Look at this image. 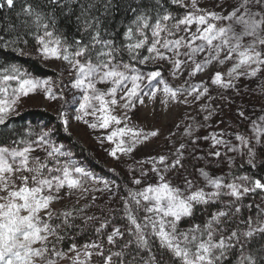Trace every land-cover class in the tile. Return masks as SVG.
I'll return each mask as SVG.
<instances>
[{
	"label": "snow or ice",
	"instance_id": "obj_1",
	"mask_svg": "<svg viewBox=\"0 0 264 264\" xmlns=\"http://www.w3.org/2000/svg\"><path fill=\"white\" fill-rule=\"evenodd\" d=\"M67 2L68 0H45L43 6L28 4L23 7L22 14L27 17L21 21L24 34L34 36L38 45L36 51L43 59H57L67 63L72 77L70 89L80 94L75 119L84 121L92 129L123 125L114 128L106 136L107 141L115 143V147L109 152L114 158H118V153H132L136 145L158 135L157 131L145 134L130 127L126 114L124 119L112 114V109L116 106L134 110L137 102L144 103L141 95L155 98L158 89L152 87V83L161 76L159 71L150 72L147 76L136 73L128 63L118 61L117 56L122 48L127 49L132 59H137L140 56L138 50L147 46L150 55L140 59V63L149 59L170 60L174 71H179L182 64L190 63V76L204 71L213 62L219 65L227 63L230 66L226 71H215L210 82L226 91L235 90L237 94H240L238 82L241 79L256 78L259 73L264 72V0H215L211 11L198 8L197 0H191L194 12L186 13L180 19H175L166 12H158L154 22L151 10L160 6V0H155L154 5H139L130 8L134 18L124 32L126 42L121 46H117L112 39L102 38L99 18L86 15L87 8L81 13L83 31L90 32L87 42L78 39L69 43L50 30L55 28L54 10L59 8L63 11ZM172 2L188 7L182 0ZM5 6L13 8L15 0H0V8ZM110 7L111 0H107L105 9ZM170 21H174L171 27L168 24ZM222 21L226 23H218ZM149 31L151 40L147 35ZM181 31L185 35H178ZM21 39L20 35L15 40L0 36V45L5 48L14 47L18 55H27L17 47ZM23 42L27 43L26 40ZM181 49L187 51L182 52ZM168 52L172 53L171 57L166 55ZM201 53L205 55L202 61H197L195 57ZM181 56L186 59H179ZM145 80L147 85L144 87L148 91H143L142 88ZM10 81H15L17 86L12 87L9 94ZM158 83L164 85L162 91L172 101H178V96L185 92L188 96L196 93V100L208 93V88L202 85L180 89L169 87L163 79ZM48 84V81L27 78L16 67L0 70V94L4 97L0 98V125L6 126L7 116L16 111V105L22 96L26 97L37 89H42L48 100L63 99V96L58 97L50 87H46ZM97 84H107L110 87L102 90ZM118 92L123 93L119 100ZM260 92L264 95V86L260 88ZM119 101L124 103L121 105ZM183 102L187 103V98ZM162 103L167 104L168 101ZM60 115L63 117V112ZM212 115L213 112H209L205 120ZM87 116L93 117L94 122L85 120ZM238 117L248 118L243 109L238 110ZM63 122L67 124L66 120ZM251 131V137L238 133L235 135L238 145L224 139V131L204 137L205 140H211L208 156L219 160L222 156L220 148H225L227 152H237L243 148L249 158L247 163L255 168V147L264 145V115L251 121ZM186 134L191 135V129L186 130ZM47 135L48 133H44V136L32 143L13 141L17 147L0 145V264H59L62 259H68L71 264H93V256L100 257L101 264H264V244L254 251L249 250L254 240H264V197L256 205L255 218L249 216L245 220L240 215L242 201L248 194H264V181L245 175L234 177L229 182L223 176H211L204 168H199L196 171L205 182L203 187L198 186L188 175L183 177V186L173 184L166 179L164 173L183 167L184 144L175 150L170 163L169 158L164 155L151 158V170L156 173L157 182L129 191L128 197H122L125 218L129 224L127 231L131 239L120 245L119 251L109 249L105 252L103 243L94 242L85 244L82 251L73 245L69 251L75 255L67 256L56 245L64 239L59 229L70 226L68 218L71 213H62L64 221L53 225L50 222L54 219L50 205L61 198V189L81 188V178L102 183L105 190L111 189L107 181L92 176L70 160L62 166L58 161L56 166H51L39 156H33L32 153L37 148L45 145L47 157L69 155L52 146L45 139ZM192 142L196 143L195 140ZM133 183L140 185L142 181L134 179ZM222 197L228 199L225 201ZM95 199L93 196V200ZM209 204H218L219 207L203 224L192 223L186 229L180 227L185 218L195 215L198 206ZM247 207L251 210L253 205L249 204ZM139 211L144 213L142 218L136 215ZM55 218L59 219V216ZM93 219L96 218H87ZM104 227L105 224L102 223L96 228V232L101 233ZM124 236L125 233L120 228H114L106 236L107 244L116 247ZM53 237L55 239H50ZM153 240L161 249L159 257L152 252ZM144 251L148 252L146 258L141 255ZM232 257L235 259H231Z\"/></svg>",
	"mask_w": 264,
	"mask_h": 264
},
{
	"label": "rangeland",
	"instance_id": "obj_2",
	"mask_svg": "<svg viewBox=\"0 0 264 264\" xmlns=\"http://www.w3.org/2000/svg\"><path fill=\"white\" fill-rule=\"evenodd\" d=\"M182 3L187 4L188 7H182L179 3L175 5L174 10L176 14L172 16L175 19H180L186 13L195 11L191 7V0H182ZM214 3L215 0H197V7L211 11L213 10ZM177 8L179 12L176 11ZM216 10L219 11V9ZM173 22H168L169 27H171ZM218 23H226V21ZM172 30L176 31L175 29ZM194 30L195 26H193ZM147 35L149 40H151L150 31ZM178 35L182 36L185 33L181 31ZM169 38L174 39L175 37ZM197 43L200 42L197 41ZM37 47L38 45L35 47V58L41 62L46 70L51 72L53 77H34L29 73L21 72L26 74L27 78L48 81L49 84L46 87H50L58 97L63 96V99L48 100L45 98L44 91L37 89L26 97L22 96L16 105V111L10 113L6 120L18 117L22 113L30 110H37L51 115L59 121L64 133H66L65 136H71L75 141L79 142L83 149L88 151L98 163L103 165L107 173L101 175L100 172L98 173L95 168H92L85 162L81 156L72 152L70 147L56 143V132L49 124H45L44 122L37 123L33 126V128L36 126L38 129L34 136L32 135L30 137L31 140L28 143L38 141L41 136H44V133H48L45 139L52 146L58 147L61 152L68 153L69 155L59 156L56 154L54 157H47V152L45 151L47 145L37 148L32 155L39 156L43 162L49 163L51 166H56L57 161L62 166L70 160L75 165L86 169L92 176L107 181L111 189V191L105 190L102 183L81 178L83 180L81 188L69 190L65 187L61 189L59 192L61 198L55 200L50 205L53 217L68 212L71 213V216L78 215L81 217L80 220L85 228H93V232H91L93 235L90 242L86 239L77 241L71 244L66 251H63L59 245H56L57 249L67 256L75 255V253L69 251L73 245H75L77 250L82 251L85 244L94 242L103 243L105 252L109 251V249L119 251L120 245L128 239H131L127 231L129 224L125 218L122 197H128L129 191H136L146 184L157 182L158 177L151 170L153 167L151 158L164 155L169 158L170 163L171 159L174 158L173 153L181 144L185 145L183 149V167L171 169L164 173L166 179L170 180L173 184L183 186V177L188 175L198 186L203 187L205 182L196 171L199 168H204L211 176H223L229 182L234 177L245 176L244 174L241 175L239 171L241 167L250 166L247 163L249 158L246 155V149L241 148L237 152H227L225 148H220L219 150L222 152V156L217 160L216 158L208 156V152L211 150V140H205L204 137L224 131L226 133L224 139L229 140L233 145H238V142L235 140L237 133L247 137L252 136L251 121L257 120L259 116L264 115V95L260 92V88L264 86V72L259 73L256 78L241 79L238 82L240 94H237L235 90L226 91L216 85H212L210 82V77L215 71H226L230 66L227 63L225 65H219L213 62L204 71L197 73L195 76L188 74L192 67L190 63L182 64L179 71H174L173 63L170 60L160 61L149 59L144 63L139 62V67L129 64L130 68L134 69L136 73L145 76L153 71H159L161 73L157 81H153L152 83V87L158 89L156 97L149 98V96L141 95L144 103L140 104L137 102L134 110L129 111L120 106H116L112 109V114L121 119H124L126 114L129 118L130 127H134L145 134L150 131H157L158 135L156 137H150L147 141L136 145L132 153H118V158H114L109 155V152L115 147V143L107 141L106 136L114 128L122 127L123 125H112L108 129H92L84 121L75 119L78 115L76 109L79 106L77 101L80 98V94L70 89L72 77L69 75L67 63L63 60L43 59L37 53ZM138 51L140 53V59L150 55L147 52V46ZM181 51H187V49H181ZM166 55L171 57L172 53L168 52ZM204 55V53L198 54L195 59L202 61ZM179 59L184 60L186 58L181 56ZM160 79H163L172 88L186 89L190 85H202L208 88V93L199 100H196L194 99L196 93L188 96L185 92L184 95L178 96V101H172L163 93L162 89L164 85L158 83ZM144 85H147L146 80L143 82L142 88L143 91H148ZM15 86H17L15 81L9 82V94L11 93V88ZM97 87L104 90L110 87V85L97 84ZM122 94V92H118V100ZM0 98H4L2 94H0ZM185 98H187V103L183 102ZM162 101H168V103L165 104ZM123 103L124 101H119V104L122 105ZM205 107L207 110H205ZM239 109L245 111L248 117L247 119H240L238 117ZM61 112L64 114L63 117L60 115ZM209 112H213V115L208 120H205V116H208ZM84 119L89 122H94V118L91 116H87ZM64 120L67 121V124L63 122ZM188 129H191V135L186 134V130ZM193 140L196 141L195 144H193ZM255 151L257 163L260 162L264 155V145H256ZM196 157H203V159H196ZM229 158H231V167H229ZM113 176H119L123 180V183L121 185L117 183ZM134 179H141L142 183L136 185L133 183ZM96 189L101 190L97 191ZM93 196L96 197L95 200H93ZM262 197H264V194L250 193L243 199L242 211H245V214L241 213L240 215L245 220L249 216L256 217V205L261 203ZM222 199L226 201L228 197H222ZM249 204L253 205L251 210L247 207ZM132 207L135 210L134 204ZM218 207V204L198 206L195 212L196 220L187 223L184 227H180L186 229L192 223L203 224ZM41 215L43 216L44 214L41 213ZM136 215L142 218L144 213L143 211H139L136 212ZM88 217H95L96 219L87 220ZM102 223L105 224V227L101 233H97L96 228L100 227ZM233 226L235 225L233 224ZM241 227L244 226L241 225ZM114 228H120L125 233L123 240H119L116 247L108 245L106 240L107 234ZM156 245L159 252H161L157 242ZM146 252L141 253L145 258L148 256V254L144 255ZM165 259L167 260V255H165ZM92 262L93 264H101L100 257L93 256ZM59 264H71V262L68 259H62L59 260Z\"/></svg>",
	"mask_w": 264,
	"mask_h": 264
},
{
	"label": "trees",
	"instance_id": "obj_3",
	"mask_svg": "<svg viewBox=\"0 0 264 264\" xmlns=\"http://www.w3.org/2000/svg\"><path fill=\"white\" fill-rule=\"evenodd\" d=\"M45 0H15V6L11 9L0 8V36H4L6 39L15 40L17 35L21 36V40L17 47L23 49L27 55H18L14 47H3L0 45V70L3 68L16 67L22 72L29 73L34 77H53L50 71L46 70L41 62L35 58V47L37 46L36 39L33 35H25V29L21 24V21L26 20L27 17L23 16L22 8L28 4L43 6ZM107 0H68L65 4V8L61 11L59 8L54 10L55 14V28L53 30L58 36L63 37L69 43L74 40L82 39L87 42L90 37V32L83 31V24L81 13L87 8L88 12L86 15L90 17H98L101 23V36L103 39H112L117 46L123 45L126 41L124 40V32L126 28L131 25L134 18V14L130 11V8L138 7L139 5L148 6L154 5L155 0H111V7L105 9V3ZM178 3H173L172 0H160V6L154 7L151 10L152 22H154L157 13L160 14L169 13L171 16L175 15L174 6ZM48 11V9H45ZM178 8H177V10ZM81 17V19H78ZM34 31V29H33ZM27 41L24 43L23 41ZM139 57L132 59L127 49L121 50V53L117 56V60L122 63H128L139 67ZM49 124L56 132V140L60 145H66L72 149V152L81 156V158L87 162L92 168L101 175L107 173V170L101 163H98L94 157L88 153L79 142L75 141L71 136L66 137L63 128L60 126L59 121L54 119L47 113H42L37 110H30L22 113L20 116L15 118H9L6 120V126L0 125V145H7L9 147H16L13 141L23 140L29 142L31 136L36 133L37 127L33 126L37 123ZM256 167L244 166L240 168L239 173L247 175L253 179H260L264 181V155L260 162L256 163ZM115 181L120 185L123 180L119 176H113ZM259 194V192H257ZM245 214V211H242ZM59 216V219L55 217ZM65 217L62 214L54 216V219L50 221L53 225L60 224L64 221ZM81 217L78 215L70 216L68 218L69 227H61L59 232L64 236V239L57 244L59 247L66 251L71 244L81 241L83 239L89 242L92 239L93 228H85L81 222ZM196 220V214L187 218L181 222L182 227L187 223ZM261 244H264V240L257 238L250 244L249 250L254 251L258 249ZM152 252L156 256H160L159 249L156 242L153 240L151 244ZM148 254L146 252L144 255ZM145 257V256H144ZM231 259H235L232 257Z\"/></svg>",
	"mask_w": 264,
	"mask_h": 264
}]
</instances>
